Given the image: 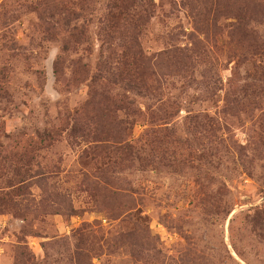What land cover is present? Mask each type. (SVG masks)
I'll return each instance as SVG.
<instances>
[{
    "label": "rangeland",
    "instance_id": "1",
    "mask_svg": "<svg viewBox=\"0 0 264 264\" xmlns=\"http://www.w3.org/2000/svg\"><path fill=\"white\" fill-rule=\"evenodd\" d=\"M0 264H264V0H0Z\"/></svg>",
    "mask_w": 264,
    "mask_h": 264
},
{
    "label": "trees",
    "instance_id": "2",
    "mask_svg": "<svg viewBox=\"0 0 264 264\" xmlns=\"http://www.w3.org/2000/svg\"><path fill=\"white\" fill-rule=\"evenodd\" d=\"M229 255V254H228ZM230 256V255H229ZM231 257V256H230Z\"/></svg>",
    "mask_w": 264,
    "mask_h": 264
}]
</instances>
